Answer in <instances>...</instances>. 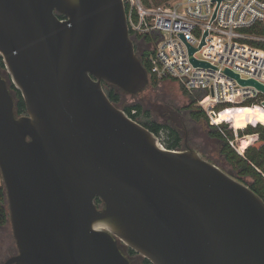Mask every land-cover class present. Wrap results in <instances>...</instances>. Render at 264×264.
<instances>
[{"label": "water", "instance_id": "water-1", "mask_svg": "<svg viewBox=\"0 0 264 264\" xmlns=\"http://www.w3.org/2000/svg\"><path fill=\"white\" fill-rule=\"evenodd\" d=\"M195 50L192 64L210 66ZM0 55L26 107L16 114L0 74L18 247L5 264H130L119 242L152 264H264V201L197 150L162 147L102 87L135 95L149 82L121 0H0Z\"/></svg>", "mask_w": 264, "mask_h": 264}, {"label": "built area", "instance_id": "built-area-1", "mask_svg": "<svg viewBox=\"0 0 264 264\" xmlns=\"http://www.w3.org/2000/svg\"><path fill=\"white\" fill-rule=\"evenodd\" d=\"M121 2L133 44L137 38L148 39V77L172 81L187 94L199 95L198 107L214 126L221 123L216 122L218 117L230 116L243 108L237 105L245 101L262 96V105L264 92L238 83L225 69L264 84V49L256 45L264 43V0ZM188 45L196 48L194 58L210 66L193 65ZM224 103L236 107L219 110ZM158 141L166 148L160 137Z\"/></svg>", "mask_w": 264, "mask_h": 264}, {"label": "rangeland", "instance_id": "rangeland-1", "mask_svg": "<svg viewBox=\"0 0 264 264\" xmlns=\"http://www.w3.org/2000/svg\"><path fill=\"white\" fill-rule=\"evenodd\" d=\"M153 1L160 2L158 0ZM0 74L4 76V78L7 80L8 86H10V76L4 68L0 67ZM158 81L159 82L156 86L154 85V87L150 86L148 83L145 89L135 95H131L120 90L121 99L117 106L122 108L124 105L131 103H140L144 111L138 115L137 121L149 119L160 122L167 126L162 128L157 135L160 137L161 142L165 146L170 144L174 138L173 135L169 134V128H173L181 137L178 150H186L190 148L197 150L204 159H208L221 169L227 171L240 182L249 184L252 180L251 177L248 175L239 176L237 174V169L232 168L231 165L226 161L224 155L220 152L222 142L217 137L212 136L209 133V131L212 129L210 127V119L207 122V119L204 116L198 115V110L200 107H198L197 100L199 95H185L182 92V89L176 85V83L172 81L170 82L168 80ZM11 92H13V90H11ZM261 101L262 96L256 98L255 100L252 99L245 101L237 105L238 107H244L232 113L231 116L236 118V116L248 113H242L241 111H249L247 114L249 117H254L257 114L259 115V113H264V108L260 103ZM248 106H252L253 109ZM235 107L236 106L232 103H229L228 105L224 103L219 106L218 109L223 111L226 108L232 109ZM225 121H227V119L223 120V122ZM247 124H256V122H248ZM236 125L237 126L235 128L237 129H240L241 127L245 128L246 126L241 121L237 122ZM262 125L264 126V124ZM230 128L232 129L234 135V140L232 143H229L230 147L235 152L239 151L237 152L239 155H243V150L245 149L244 144L248 143V141H250L254 135L241 134V130H235L233 126ZM0 186H3L1 176Z\"/></svg>", "mask_w": 264, "mask_h": 264}, {"label": "trees", "instance_id": "trees-1", "mask_svg": "<svg viewBox=\"0 0 264 264\" xmlns=\"http://www.w3.org/2000/svg\"><path fill=\"white\" fill-rule=\"evenodd\" d=\"M157 1V0H155ZM161 1V0H158ZM148 3V1L146 2ZM62 18V16H60ZM259 47L264 49V43H256ZM149 54V51H145L143 55L140 56L142 65L147 70V72L150 71L148 67L147 62V55ZM0 67L4 68V62L3 58L0 55ZM158 79L152 75H149V85L156 86L158 83ZM102 87L105 89V92L110 99V101L118 105L121 99L120 90L112 86L106 82H103ZM11 90H13L12 95L14 99V107L16 114H23L26 113V107L24 103V99L21 95L20 90H17L13 84L9 86ZM182 92L185 95H192L190 93H186V91L182 90ZM194 101V100H192ZM122 109L127 113L129 117H131L133 120L137 121V117L139 114H141L144 110L140 103H131L128 105H124ZM132 110H135V113L132 114ZM258 112V111H257ZM195 113V112H194ZM199 116H204L207 119V122L209 121V118L204 114L203 110L200 108L198 110ZM219 118V122L221 121L219 127L214 126L210 122V127L212 128L209 133L212 136L217 137L221 142V149L220 152L224 155L226 161L231 165L232 168L237 169V174L239 176L242 175H248L251 177V182L247 185L251 188V190L262 200H264V113H259L256 116L249 117L247 114L236 116V118H233L231 115L226 117L225 115H221ZM224 119H227V121L223 122ZM143 126L148 128L154 135H158L159 131L167 127L164 124L152 121L149 119H144V121L138 120ZM137 121V122H138ZM242 122L244 125H246L248 122H256V124H247L245 128H243L240 132L241 134H252L254 137L248 141L244 151L243 155H239L237 152H235L230 147V140H234L233 131L230 128L233 126L235 128L237 125V122ZM232 123V124H231ZM262 123V124H260ZM237 129V128H235ZM169 134L173 135L174 138L170 144L165 146L167 149H177L179 142L181 140V137L178 135L177 131L173 128H169ZM6 197V193H4L3 188L0 186V224L5 222V218L7 216V210L4 204V198ZM96 203L100 204L101 201L99 198H96ZM145 264H152L147 258H144Z\"/></svg>", "mask_w": 264, "mask_h": 264}, {"label": "flooded vegetation", "instance_id": "flooded-vegetation-1", "mask_svg": "<svg viewBox=\"0 0 264 264\" xmlns=\"http://www.w3.org/2000/svg\"><path fill=\"white\" fill-rule=\"evenodd\" d=\"M148 48V39L147 38H137L134 41V51L137 52L138 55H143L145 50ZM105 82V81H103ZM102 82V84H103ZM178 149V148H177ZM4 191V187L1 186ZM5 193V192H4ZM264 201V200H263ZM6 197L4 198V204L6 210ZM9 211L7 210V216L5 218V222L0 224V264H5L6 260L13 255L17 254L18 247L15 242V238L13 235V229L10 224L9 219ZM119 248L122 254L130 260V264H145L144 257H141L138 253L133 251L127 245L119 242ZM14 264V263H11Z\"/></svg>", "mask_w": 264, "mask_h": 264}, {"label": "bare ground", "instance_id": "bare-ground-1", "mask_svg": "<svg viewBox=\"0 0 264 264\" xmlns=\"http://www.w3.org/2000/svg\"><path fill=\"white\" fill-rule=\"evenodd\" d=\"M241 112H242V113H244V112H248V113H249V111H241ZM248 113H247V114H248ZM216 122H219V119H217ZM246 145H247V143L244 144V147H246Z\"/></svg>", "mask_w": 264, "mask_h": 264}]
</instances>
